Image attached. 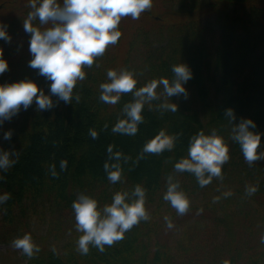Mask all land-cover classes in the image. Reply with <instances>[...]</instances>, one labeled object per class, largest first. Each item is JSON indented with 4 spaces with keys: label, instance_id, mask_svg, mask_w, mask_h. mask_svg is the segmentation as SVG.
<instances>
[{
    "label": "trees",
    "instance_id": "trees-1",
    "mask_svg": "<svg viewBox=\"0 0 264 264\" xmlns=\"http://www.w3.org/2000/svg\"><path fill=\"white\" fill-rule=\"evenodd\" d=\"M15 1L0 0V26L11 36L10 42L0 39L8 62V69L0 74V85L31 79L47 95L51 82L29 67L31 37L23 22L30 9L27 4L15 7ZM176 2L153 0L151 10L139 19L121 21L118 43L97 59L100 67L86 68V79L74 89V96L81 97L79 103L75 99L70 104L59 101L51 110L39 112L34 102L0 124V149L19 154L10 170H0V195H10L0 204V234L6 240L22 236L31 230L36 215L45 217L47 213L58 223L70 216L73 228L63 247L36 243L39 253L32 259L23 255L27 264H222L225 260L264 264V244L260 242L264 235V160L249 167L239 146L229 139L231 124L225 116L232 108L234 123L251 118L255 131L261 134L259 150L264 151V0H180L175 7ZM182 27H192L191 36ZM171 28H177L173 35L168 34ZM178 63L187 64L193 73L185 85L187 99L172 97L178 111L161 115L146 107L144 123L135 136L113 134L111 129L122 118L123 105L132 97L123 95L114 106L99 100V85L107 81V71H133L140 87L152 79L170 78L172 66ZM89 129L99 133L97 139L89 135ZM213 129L230 146L223 180L214 178L201 188L191 174H176L191 200L189 212L178 216L163 200L166 176L174 163L187 155L190 137ZM9 130L12 136L5 140L4 133ZM161 130L180 134L175 148L161 155H146L134 164L143 145ZM109 145L132 157L122 164L123 182L115 185L103 168ZM61 160L68 162L64 171L60 170ZM52 164L57 177L48 171ZM136 184L146 189L151 218L126 232L123 240L106 246L103 253L90 247L88 254H80L76 244L80 233L71 207L77 195L96 198L102 208L111 203L116 191H131ZM248 185L257 187L255 194H246ZM228 190L232 195L224 197ZM216 196L221 199L213 203ZM201 208L203 212L197 215ZM165 216L171 217L173 229H167Z\"/></svg>",
    "mask_w": 264,
    "mask_h": 264
},
{
    "label": "clouds",
    "instance_id": "clouds-1",
    "mask_svg": "<svg viewBox=\"0 0 264 264\" xmlns=\"http://www.w3.org/2000/svg\"><path fill=\"white\" fill-rule=\"evenodd\" d=\"M30 11L24 19V31L30 34L29 52L32 59L29 67L38 70V74L50 81L49 94L40 88L36 81L24 79L14 83L0 85V124L11 120L21 109L27 110L34 102L39 112L51 110L59 101L65 104L80 102V95L74 96L78 82L86 79V68L90 69L97 59L102 57L110 46L118 43L122 33V19L140 18L142 13L151 10L153 0H28L26 5ZM0 39L11 41V36L4 26H0ZM8 69V62L0 49V74ZM172 76L152 79L143 86L137 87L138 79L133 71L127 69H109L107 81L99 85V100L108 105H117L121 97L130 94L132 99L121 109L122 118H118L111 131L113 134L135 136L138 126L144 123L143 112L159 111L175 113L178 104L172 97L183 96L187 99L189 92L185 87L192 79L191 68L185 63L172 66ZM53 96L57 99L53 100ZM154 102L155 108L153 107ZM231 124L229 139L237 144L249 167L264 160V151L259 150L261 134L255 131L256 124L251 118L236 120L232 108L225 111ZM108 125H104L107 129ZM89 135L97 139L99 133L89 129ZM180 134H169L165 130L149 139L137 156L134 164H138L146 155H161L172 151ZM12 131L4 133L8 140ZM108 159L103 165L108 181L115 185L123 182L122 164L132 161L131 156L121 151L107 148ZM15 156V159L12 157ZM19 159L18 152L0 149V170L7 172ZM230 160V146L224 136L213 129L210 133L203 130L192 135L187 148V155L174 163L173 171L166 176V191L163 200L170 204L178 216L186 215L191 208L188 194L181 188L176 174L188 173L195 177L198 185L203 188L214 178L223 180V166ZM67 160L60 161V170L67 169ZM48 171L57 177L56 165L48 166ZM257 187L248 185L247 195L255 194ZM230 190L223 193L231 196ZM10 199L8 193L0 195V204ZM220 196L213 198L218 202ZM74 211L75 229L80 233L77 239V251L88 254L90 247L103 253L106 246L110 247L124 239L126 232L131 231L142 221H148L150 212L146 208V189L136 184L131 191H116L111 203L98 207L96 198L79 193L71 205ZM203 209L197 211L201 214ZM167 229L175 227L171 217L165 216ZM264 244V235L260 237ZM12 247L24 256L32 259L40 252L39 246L30 234L13 239ZM55 252V248L52 249ZM222 264H230L228 260Z\"/></svg>",
    "mask_w": 264,
    "mask_h": 264
},
{
    "label": "rangeland",
    "instance_id": "rangeland-1",
    "mask_svg": "<svg viewBox=\"0 0 264 264\" xmlns=\"http://www.w3.org/2000/svg\"><path fill=\"white\" fill-rule=\"evenodd\" d=\"M179 3L180 0H178V2L174 3L173 5L177 7L179 6ZM25 4H28V0L15 1V7L17 6L18 8L25 6ZM8 7H10L11 9L13 8V6L11 5H8ZM154 17L159 18V15H155ZM125 19L126 18L122 20ZM182 29L185 34L188 33L190 34V36L194 30L192 27H182ZM176 30L177 28H171L169 29L168 34L173 35ZM196 38H193V41H196ZM123 48L125 49L124 46ZM70 221V216L68 215H66L63 219H60L59 223L53 222V215L51 213H47L45 217L36 215L30 227L31 230L25 232L24 234H30L35 243H41L47 247L55 246L57 248H60L63 247L64 244H66L67 239L69 238L68 235L73 231V228H71L70 225ZM49 229H51L50 232L48 231ZM46 234L48 236H46ZM13 239L6 240L4 239V235L0 234V264H27V260L23 257V254L19 250H16L12 247ZM215 245L216 244H213L211 247L212 253L215 252ZM212 259H214L213 256Z\"/></svg>",
    "mask_w": 264,
    "mask_h": 264
}]
</instances>
